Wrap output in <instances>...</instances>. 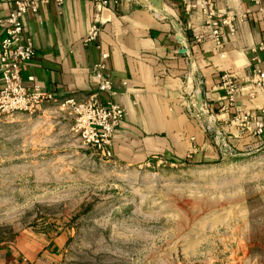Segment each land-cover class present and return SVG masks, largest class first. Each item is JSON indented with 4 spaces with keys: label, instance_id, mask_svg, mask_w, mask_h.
<instances>
[{
    "label": "rangeland",
    "instance_id": "1",
    "mask_svg": "<svg viewBox=\"0 0 264 264\" xmlns=\"http://www.w3.org/2000/svg\"><path fill=\"white\" fill-rule=\"evenodd\" d=\"M53 104L0 115V242L45 264H264V147L179 165L102 159Z\"/></svg>",
    "mask_w": 264,
    "mask_h": 264
},
{
    "label": "crops",
    "instance_id": "2",
    "mask_svg": "<svg viewBox=\"0 0 264 264\" xmlns=\"http://www.w3.org/2000/svg\"><path fill=\"white\" fill-rule=\"evenodd\" d=\"M188 2L162 0V11L154 12L137 0H106L100 9L92 0H64L45 4L35 14L27 12L24 36L31 39L35 53L23 72L25 85H37L58 99H84L97 90L91 68L100 51H106L116 92L112 100L124 108L111 146L114 162L141 167L221 159L212 136L203 131L197 108H187V92L196 78L202 81V99L215 125L231 145L240 153L264 147V134L242 131L234 113L235 107H264V95L250 98L243 88L252 70L264 67V50L259 48L264 24L257 8L250 0H213L214 12L228 14L234 26L233 33L227 25L219 27L218 48L204 14L187 7ZM8 11L0 3V20ZM96 19L100 33L84 45ZM4 33L0 24V41ZM223 74L243 88L227 111L221 109ZM46 246L37 236L20 234L0 242V264H45L51 259Z\"/></svg>",
    "mask_w": 264,
    "mask_h": 264
},
{
    "label": "built area",
    "instance_id": "3",
    "mask_svg": "<svg viewBox=\"0 0 264 264\" xmlns=\"http://www.w3.org/2000/svg\"><path fill=\"white\" fill-rule=\"evenodd\" d=\"M64 0H0L8 6V14L0 20L4 27V36L0 41V115L24 112L33 114L46 104H53L60 110H66L72 116L70 131L79 138L81 144L93 149L102 159L113 157L111 146L116 129L124 116V108L113 101L116 94L107 72L106 51H100L98 60L93 64L91 73L97 80V90L84 99L73 97L58 99L51 92L33 85L31 88L24 83L23 72L28 62L34 56V47L30 38L24 36V15L27 12L37 13L45 4H62ZM95 7L100 9L106 5V0H92ZM257 8L261 22L264 24V0H250ZM187 7H196L206 18L211 27V36L216 46H221V25H227L234 32L231 17L215 13L213 0H189ZM154 12L152 6H150ZM82 40L84 45L97 39L100 27L95 20ZM264 50V44L259 46ZM26 80L33 81L32 76ZM202 81L196 78L195 85L187 92V108H197L196 116L202 120L203 131L211 135L221 159L236 157L240 154L229 142L228 136L215 125L214 115L209 111L204 99L199 103L197 95L201 93ZM220 89L224 91L223 111L234 106L236 96L244 88L247 95L253 98L256 94L264 95V67L255 68L247 78L245 85L236 84L231 75L221 76ZM105 96L104 100L99 95ZM202 94V93H201ZM235 120L243 131L252 135L264 134V107L255 111L235 107Z\"/></svg>",
    "mask_w": 264,
    "mask_h": 264
},
{
    "label": "water",
    "instance_id": "4",
    "mask_svg": "<svg viewBox=\"0 0 264 264\" xmlns=\"http://www.w3.org/2000/svg\"><path fill=\"white\" fill-rule=\"evenodd\" d=\"M137 1L141 4L151 5L153 7V9H155V11H157V12L162 11V0H137ZM197 100H198V102H200L202 100V94L201 93H199L197 95Z\"/></svg>",
    "mask_w": 264,
    "mask_h": 264
}]
</instances>
